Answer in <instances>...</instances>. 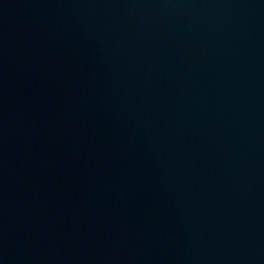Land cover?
Wrapping results in <instances>:
<instances>
[{"label": "water", "instance_id": "water-1", "mask_svg": "<svg viewBox=\"0 0 264 264\" xmlns=\"http://www.w3.org/2000/svg\"><path fill=\"white\" fill-rule=\"evenodd\" d=\"M253 264H264V156Z\"/></svg>", "mask_w": 264, "mask_h": 264}]
</instances>
